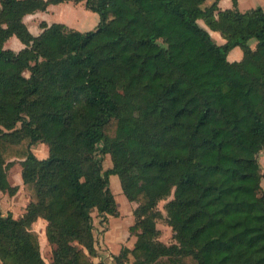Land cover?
<instances>
[{
  "label": "trees",
  "instance_id": "obj_1",
  "mask_svg": "<svg viewBox=\"0 0 264 264\" xmlns=\"http://www.w3.org/2000/svg\"><path fill=\"white\" fill-rule=\"evenodd\" d=\"M64 1L0 0V193L18 190L7 175L15 159L33 189L19 217L0 208L1 264H46L31 228L38 218L52 264H101L90 258L92 213L101 224L118 214L109 173L136 203V239L113 254L116 264L128 253L131 264H264V10L241 12L238 0L226 9L218 0H84L99 15L94 29L41 22L32 35L23 17ZM11 36L24 45L17 52L4 47ZM235 46L242 58L229 61ZM37 142L45 158L33 153ZM171 192L163 214L157 204Z\"/></svg>",
  "mask_w": 264,
  "mask_h": 264
},
{
  "label": "crops",
  "instance_id": "obj_2",
  "mask_svg": "<svg viewBox=\"0 0 264 264\" xmlns=\"http://www.w3.org/2000/svg\"><path fill=\"white\" fill-rule=\"evenodd\" d=\"M212 1L213 0H207L208 3H211ZM263 3H264V0H263ZM231 6H232L231 0H218V7L220 9L231 8ZM239 7H240V0H238V9H239V11L244 12ZM255 7H257V6H255ZM255 7H252V8H255ZM252 8H250V9H252ZM198 20H201V19H198ZM23 22L27 26L30 33L34 36H37L42 32L43 29L40 26L41 22L46 23L48 26L53 24V23H62V24H65L70 29L77 30L80 32H85V31H89L91 29H94L98 25L99 15L96 12H93V11L87 9L85 7V1L84 0L77 1V2L73 1V0H68V1L60 2V3L49 4L45 10H38V11H35L34 13L26 14L23 17ZM202 27H204V26H202ZM204 28L209 32L211 37H214V39H215L214 41L217 44H223L225 42V39L221 36V34L218 31L212 30L207 26ZM255 44H256L255 40L250 42V46L252 48L255 47ZM4 47L12 49L13 51L17 52L22 47H24V45H23V43H21V41L16 36H11L4 43ZM241 58H242V50L240 49L239 46H235L227 54V59L229 61H239ZM16 194H17V191L14 195H11L9 197L10 198L9 200H10L12 205L9 208H7V210H5V212H3L1 204H0L1 211L4 214L7 212H10L13 217H19L24 212L26 205L30 201V196L28 197V200L25 202V204L22 207L17 208V207L13 206V202H12V199ZM130 202H133V201H130ZM135 206H136V203H135ZM17 212H19V213L15 215L14 213H17ZM109 216L110 215H107V221L106 222H108ZM133 221H134V218L132 219V222L128 224V228H129V226H131L133 224ZM93 225H94V222H93ZM105 226H107V225H105ZM45 227H46V220L43 218H38L31 225V228L33 230H35L38 234L40 252H41V255H42L45 263L46 264H52L51 246L48 244L47 239H46ZM157 227L161 230V228L158 226V223H157ZM104 229H105V227H104ZM106 230L108 231V226H107ZM94 234L97 237L95 229H94ZM135 239H136L135 235L129 234L128 237L125 238L122 243H119V246L117 249H112V248L107 247V246L106 247L109 248V253H111L113 255V254H116L122 246H124L128 249H131L134 245ZM160 239H161V237H160ZM98 240H99V244L95 245L98 255L90 257L91 261L94 263H97L99 261H103L104 256L107 254V252L104 251L106 249V247L102 246L100 239H99V236H98ZM47 249H48V251H47ZM43 253L45 254V256ZM129 257H132V256L129 255ZM0 264H1V262H0Z\"/></svg>",
  "mask_w": 264,
  "mask_h": 264
},
{
  "label": "rangeland",
  "instance_id": "obj_3",
  "mask_svg": "<svg viewBox=\"0 0 264 264\" xmlns=\"http://www.w3.org/2000/svg\"><path fill=\"white\" fill-rule=\"evenodd\" d=\"M255 6H260L264 10L263 0H240L239 8L242 11L248 10ZM198 23L201 26L206 27L202 19L198 20ZM212 39L215 40L214 37H212ZM17 126H19V124ZM32 150L33 153L38 158H45L48 154L47 145L42 142H37L33 146ZM257 159L260 163L261 171L264 172V153L259 152L257 154ZM102 166H103V170H106L112 166L109 154L102 156ZM20 170H21V165L19 159H15V161H12L11 163L8 164L7 175L9 178V182L13 185L18 186L17 194L12 199L13 206L17 208L22 207L25 204V202L28 200L29 196L31 197L33 196V189L22 182ZM108 182H109L110 190L117 203L118 214L110 215L108 222H104L103 224H101L100 222L101 216L97 215L96 211H93L92 217H93L95 232L99 236L102 246L104 247L107 246L112 249H117L119 243H122L124 239L127 238L129 235L128 224L132 222L133 219L132 210L135 207V203L130 202L125 197L120 185L119 177L115 173L108 174ZM261 186H262V190L264 191V177L261 179ZM9 197L10 196L6 193H0V204L3 212H5V210H7V208H9L12 205L9 200L10 199ZM171 198H172V192L166 199L160 200L158 202L157 208L161 210L163 214H165L164 205ZM18 213L19 212L14 214L16 215ZM157 223L162 230L161 241L168 244L173 242L174 239L172 237L171 228L168 225H166L165 218H161V220H158ZM105 225L108 226V231L106 230L107 226ZM107 247L104 250L107 252V254L104 256L103 258L104 260L100 261L101 264H116L113 259V255L109 253V248ZM129 255L131 254L128 253L126 255V258L124 259L125 263L123 264H131L133 258L129 257Z\"/></svg>",
  "mask_w": 264,
  "mask_h": 264
}]
</instances>
